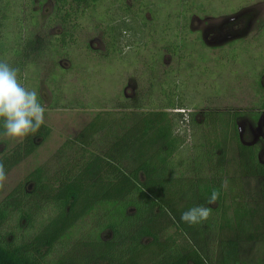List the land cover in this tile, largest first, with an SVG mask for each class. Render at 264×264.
Wrapping results in <instances>:
<instances>
[{
    "label": "trees",
    "instance_id": "1",
    "mask_svg": "<svg viewBox=\"0 0 264 264\" xmlns=\"http://www.w3.org/2000/svg\"><path fill=\"white\" fill-rule=\"evenodd\" d=\"M102 4L103 0H53L48 25H59L61 32L44 44L29 34H21V21L10 16L8 1L0 0V61L20 71L36 57H44L46 49L63 54L76 44L77 33L85 30L84 21L93 19L95 29L105 41L103 58L120 54L124 30L111 23L104 26L111 21V9ZM116 4L124 13L131 14L130 7L119 0ZM98 8L103 12L99 13ZM138 8L141 12V4ZM34 18L35 15L31 16V26L35 25ZM9 22L13 28L8 32ZM180 28L185 29V25ZM169 29L165 24L162 33ZM177 36L164 49L171 56L183 44L176 42ZM156 61L152 59L146 65L152 72ZM173 79L164 78L156 97L149 94L144 100L120 101L115 111L97 113L75 139L80 144V153L62 158L66 162L57 175L47 176L39 169L29 177L34 184L30 191L21 184L4 198L0 203V264H209L203 255L206 243L211 244L204 242L207 236L215 237L217 250L227 252L232 257L231 264H238L236 248L240 234L250 235L245 222L247 213L240 212L237 203L240 195L230 191L231 212L222 205L220 216L212 215L192 226L181 222L180 216L194 206L193 202L186 201L179 213L174 208L191 192L195 206H205L213 190L219 194L213 206L216 211L221 207L225 196L219 188L224 181L231 183L225 170L228 127L237 147L241 173L264 175V166L258 161L260 151L257 146H245L239 141L238 113L224 119L225 114L208 111L199 114L200 109L195 108L184 119L188 108L180 95L182 85ZM152 82L150 86L154 87ZM121 111L128 112L129 125L106 157L86 158L88 148L117 122L115 113ZM197 114L202 118L197 119ZM250 119L256 125L261 119L260 112L255 111ZM180 124L189 129L192 126L194 138L198 134L202 137L201 142L194 144V153L185 159L181 156L185 141L178 133ZM49 134V129L41 126L37 133L25 138L22 149L4 156L0 165L5 176L20 163L22 156L34 152L37 141H43ZM3 136L0 128V140ZM69 145L62 146L61 155ZM240 156L245 158L241 163ZM202 180L206 185L200 184ZM233 184L240 186V180L229 185ZM86 218L91 222L77 233Z\"/></svg>",
    "mask_w": 264,
    "mask_h": 264
},
{
    "label": "rangeland",
    "instance_id": "2",
    "mask_svg": "<svg viewBox=\"0 0 264 264\" xmlns=\"http://www.w3.org/2000/svg\"><path fill=\"white\" fill-rule=\"evenodd\" d=\"M7 1L9 10H12L10 16L21 21V34H29L30 38L39 39L44 44L60 34L59 25H48L53 0ZM119 1L130 7V15L119 8L121 6L116 4V0H103L102 6L111 9V21L105 22L104 26L111 23L124 30L120 54L103 58L104 40L94 27L96 20H86L83 23L85 30L77 33V42L72 48H67L60 55L46 49L44 57H36L33 63L18 71L20 82L37 91L46 109L42 126L49 129L50 134L43 141H37L34 152L22 156L20 163L0 182V203L21 184L30 191L34 184L29 177L35 171L42 169L47 176L55 175L66 162L62 158L78 155L80 144L75 139L97 113L115 111L113 109L120 101L144 100L149 94L156 97L161 89L158 85H162L164 78H175L182 85L179 91L184 100L181 99L188 108L184 111V119H188V114L195 108L200 109L199 114L207 111L225 114L224 119L238 113L242 141L245 144L254 142L253 133L259 140L264 139V0ZM98 9L99 13L103 12ZM33 15L35 25L31 26L29 22ZM165 24L170 29L163 34ZM184 25L185 29H181ZM12 28L13 23L9 22L8 32ZM175 34L178 35L176 42L183 44L171 56L164 49L170 39L174 40ZM10 47L14 46L11 44ZM152 59H157L155 72L146 67ZM8 60H11L10 56ZM151 82L154 87L150 86ZM255 111L262 117L257 127L250 119ZM115 114L117 122L94 140L84 155L86 158L106 157L114 141L129 125L126 119L128 112ZM200 118L202 115L197 116ZM188 129L185 124L179 125L178 133L185 141L181 154L183 159L190 157L194 153V144L202 141L199 134L194 138L192 126ZM225 133V170L231 177L227 178L231 180L229 185L240 180L241 173L237 147L231 140L229 127ZM24 142L25 139L16 142L4 135L0 140V160L17 148L22 149ZM66 143L71 145L65 147L61 155L62 146ZM261 160L264 163V156ZM200 184L206 185V182L202 180ZM224 184L227 183L224 181ZM224 196L227 210L231 212L230 194ZM186 201L194 202L192 192L175 206L177 213ZM213 205L210 204V209L215 208ZM212 215L218 213L211 210L209 217ZM90 222V218L83 220L76 232L85 230ZM205 241H211V244L206 243V253H203L209 264L232 263L227 252L225 255L217 250L215 237L207 236Z\"/></svg>",
    "mask_w": 264,
    "mask_h": 264
},
{
    "label": "clouds",
    "instance_id": "3",
    "mask_svg": "<svg viewBox=\"0 0 264 264\" xmlns=\"http://www.w3.org/2000/svg\"><path fill=\"white\" fill-rule=\"evenodd\" d=\"M45 113L46 109L40 102L37 91L20 82L18 69L0 61V128L3 129V134L16 142H23L44 125ZM4 177V168L0 165V180ZM218 195L213 190L207 203H215ZM210 211L209 207L197 205L184 211L180 220L189 226L200 224L208 219Z\"/></svg>",
    "mask_w": 264,
    "mask_h": 264
},
{
    "label": "crops",
    "instance_id": "4",
    "mask_svg": "<svg viewBox=\"0 0 264 264\" xmlns=\"http://www.w3.org/2000/svg\"><path fill=\"white\" fill-rule=\"evenodd\" d=\"M256 145L260 147L258 161L264 166L261 160L262 156H264V139L258 140L251 146ZM241 160L243 161L245 158L241 157L240 163ZM219 189L223 195L230 193V191L240 195L237 200V203L240 204V212L245 211L247 213L245 222L247 223V230L250 235L244 237L240 234V243L236 248L237 263L264 264V175H251L243 172L240 175V186L237 184H233V186L224 184ZM196 204V202H193L191 206H195ZM222 205L227 210V203L224 201L221 202V207L218 206V211H216V207L212 209L218 213V216L221 215ZM205 207H209V204L207 203ZM231 209L233 210V208Z\"/></svg>",
    "mask_w": 264,
    "mask_h": 264
},
{
    "label": "flooded vegetation",
    "instance_id": "5",
    "mask_svg": "<svg viewBox=\"0 0 264 264\" xmlns=\"http://www.w3.org/2000/svg\"><path fill=\"white\" fill-rule=\"evenodd\" d=\"M262 107H263V109H264V104H263ZM261 118H262V117H261ZM260 122H261V120L259 121V123L256 124V127L260 124ZM256 130H257V129H256ZM254 134H255V133H253V136H254V142H256V141L259 140V138H256ZM259 136H260V135H259ZM238 137H239V139H241L240 141H241L243 144H245V143L242 141V135H241V132H239V127H238ZM254 142L247 143V144H245V145H247V146H251L252 143H254Z\"/></svg>",
    "mask_w": 264,
    "mask_h": 264
}]
</instances>
